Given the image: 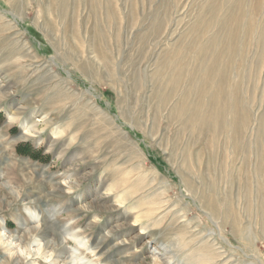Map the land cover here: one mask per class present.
<instances>
[{
    "label": "rangeland",
    "instance_id": "374dc122",
    "mask_svg": "<svg viewBox=\"0 0 264 264\" xmlns=\"http://www.w3.org/2000/svg\"><path fill=\"white\" fill-rule=\"evenodd\" d=\"M212 1L0 0V264H152V255L162 264H264V165L253 170L254 152L264 157V0ZM234 3L240 45L229 97L238 89L250 118L238 144L230 116L221 129L214 120L205 137L194 124L179 129L183 115L171 121L194 57L167 107L156 105L165 89L155 73L172 58L165 78L173 67L176 75L209 38L206 67L225 55L219 48L233 33L220 20ZM161 22L142 48L139 34ZM93 39L104 58L93 54ZM186 148L197 191L206 154L225 166L214 197L221 213L230 200L250 233L233 234L187 190L178 172Z\"/></svg>",
    "mask_w": 264,
    "mask_h": 264
},
{
    "label": "bare ground",
    "instance_id": "6f19581e",
    "mask_svg": "<svg viewBox=\"0 0 264 264\" xmlns=\"http://www.w3.org/2000/svg\"><path fill=\"white\" fill-rule=\"evenodd\" d=\"M65 1V0H64ZM207 1V0H206ZM219 1V0H218ZM255 1V0H254ZM49 2V1H48ZM239 2V1H238ZM46 3V2H45ZM91 3V2H90ZM215 0L212 1V3H210L211 7L215 4ZM107 4V3H105ZM166 4V3H165ZM47 5V3H46ZM131 5V4H130ZM205 5V3L203 4ZM246 5V4H245ZM261 5V4H259ZM45 6V5H44ZM221 6V4H220ZM225 6V5H224ZM48 7V6H47ZM52 7V6H51ZM50 7V8H51ZM107 7V6H106ZM238 7L240 8V5L238 6V4L234 3V5L229 6L227 8V10H225L221 20H220V26L222 28H230V32L233 33V35H229L227 34L226 37H223L224 40V45L223 47L219 48V51H221L222 53H224L225 55L220 56L218 59L213 58V60L211 61L209 67H206V64H208V62L210 61V53H212V46L214 43L211 42V39H207L205 43L201 44L198 51L196 52V54L194 56H188L189 57V63L188 64H184L183 66H181L178 70H177V76L175 75V69L174 67L172 68V70L170 71V74L168 75V78H165V73L168 69V67L172 64L173 59L171 58L170 60H168V62L164 65L161 64V62L159 63L158 67L155 69L156 70V74H160L162 77V90L165 89L164 92H161L160 95V101L157 102L156 105H158L161 101L163 104V100H164V107H167L168 102L172 99H174V97L177 95V93L179 92L180 89H183V87L181 88V86L184 84V79L187 76L186 75V69H188L190 63L192 62V57H194V62H193V67L191 69L190 75H189V79L187 81V84L184 88V91L182 93V95H180V97L175 101V103L173 104L172 107H170V112H169V116L171 121L173 120H177L178 116L181 117V115H183V118L180 121V128L181 130H188V127L191 124H194V132L197 133H202L203 136H207L208 135V130L211 128V126L213 125L212 123L214 122V120H216V123H218L219 126H217L219 129H221L223 127V119L225 120L226 117L230 116V126L229 128L232 129V135L234 137L233 142H235V144L238 142V138L241 134V139L242 140V135L244 133V130L246 128V126H248L250 118H249V114L246 110V107L244 106V103H242V99L240 96V91L238 89L234 88L233 94H230L229 97V86L231 84V74L232 71H234V59H235V55L237 54V52L239 51L238 46L240 45V41H239V35H240V30H239V26L240 23L238 25V17L236 15V11L239 10ZM52 9V8H51ZM49 9L50 11H53ZM54 9V8H53ZM62 9V8H61ZM118 9V8H117ZM132 9V8H131ZM210 9V7H209ZM208 9V10H209ZM48 10V12H49ZM93 10V9H92ZM43 11V10H42ZM220 11V10H219ZM245 11H246V7H245ZM47 12V13H48ZM133 12V10H132ZM207 12V11H206ZM218 13V11H217ZM50 14H52L50 12ZM61 14V13H60ZM110 14V13H109ZM114 14V13H113ZM243 14L244 11H243ZM44 15V14H43ZM64 15V14H63ZM62 15V16H63ZM45 16V15H44ZM60 16V15H59ZM114 16V15H113ZM96 17V16H95ZM212 17V15H211ZM243 17V16H242ZM50 18V16H49ZM112 18V17H111ZM47 19V18H45ZM44 19V20H45ZM48 20V19H47ZM96 20V19H94ZM110 20V19H109ZM155 20V19H154ZM212 20V19H211ZM211 20H209V22L211 23ZM70 21V20H69ZM74 21V20H73ZM71 20V22H73ZM206 21V20H205ZM51 19H50V24L51 23ZM54 22V21H53ZM116 22V21H115ZM154 22V21H153ZM159 22V21H158ZM243 22V21H242ZM48 23V22H47ZM46 23V25H47ZM68 23V22H67ZM235 23V28L232 29V24ZM249 23V22H248ZM69 24V23H68ZM154 24V23H153ZM205 24V23H204ZM55 25V24H54ZM74 25V23H73ZM242 25V24H241ZM45 26V25H44ZM77 26V25H76ZM248 24H247V28H248ZM70 27V26H69ZM69 27H67L66 31H69ZM73 29V27H71ZM75 28V27H74ZM94 28V26H93ZM162 28V22L161 25H158V27H156V30H153L150 28V30L147 31H142L139 34V42L138 44H141V47L144 48V45L148 39V36H151V33L156 34V37L158 36L159 32L158 30ZM242 29V28H241ZM263 31H261L260 35L258 36L259 42H261L260 40L264 39V28H262ZM49 30V29H48ZM91 30V29H90ZM117 30V29H116ZM209 29L206 28L205 26L198 29L197 33H196V38L190 42L188 44L187 51H191V53H193V50L197 48L198 43L201 41V39L204 38V34L201 37V33L202 31H204L205 33H207ZM51 31V30H50ZM49 31V32H50ZM65 31V30H64ZM76 31V29H75ZM74 31V34H76V32ZM94 31V30H93ZM152 31V32H151ZM48 32V33H49ZM71 32V30H70ZM102 32V31H101ZM229 32V33H230ZM242 32V30H241ZM119 33V32H118ZM65 34V33H64ZM116 34V33H115ZM53 35V34H52ZM71 35V33H70ZM73 35V33H72ZM78 35V32H77ZM101 35V34H100ZM118 35V34H117ZM207 35V34H206ZM242 35V34H241ZM74 36V35H73ZM52 37V36H51ZM66 37H69L66 35ZM72 37V36H71ZM75 37V36H74ZM104 37V36H103ZM91 38V37H90ZM94 38V37H93ZM121 38V36H120ZM228 38V39H226ZM73 39V38H72ZM76 39V38H74ZM117 39V38H116ZM78 40V39H77ZM119 40V39H118ZM231 40L233 42V46H232V50L230 52V48H231ZM66 41V39H65ZM68 41V38H67ZM72 42V40H70ZM79 41V40H78ZM117 41V40H116ZM99 42V41H98ZM70 43V42H68ZM75 43V42H74ZM106 43V41H105ZM101 44V41H100ZM71 45V44H70ZM215 45V44H214ZM246 45V44H245ZM69 46V45H68ZM73 47H75V45H71ZM71 47V49L73 48ZM91 47V46H90ZM92 47H93V54L95 55V52L98 51L99 55H95L97 57H103V53H101L99 51L98 45L96 43V40L93 39L92 41ZM139 47V46H138ZM101 48V47H100ZM69 49V48H67ZM75 50V48H73ZM77 49V47H76ZM218 50V49H217ZM66 51V50H65ZM71 51V50H70ZM76 51V50H75ZM75 51L72 52L75 53ZM78 51V50H77ZM92 51V50H91ZM142 52V50H141ZM67 53V52H66ZM72 53V54H73ZM79 53V52H78ZM77 53V54H78ZM228 53H230V57L226 58ZM76 54V53H75ZM97 54V53H96ZM69 55V54H68ZM92 55V54H91ZM73 56V55H72ZM71 56V57H72ZM75 56V55H74ZM81 56V55H80ZM93 56V57H95ZM101 57V58H102ZM96 58V57H95ZM141 58V57H140ZM87 59V58H86ZM91 59V58H90ZM94 59V58H93ZM99 60V58H97ZM97 60V61H98ZM141 60V59H140ZM191 60V61H190ZM236 60V59H235ZM89 60H87V64L89 63L88 67H92L93 65V61L91 60V63L88 62ZM101 61V59L99 60ZM86 64V65H87ZM98 65V64H97ZM96 65V66H97ZM103 65V64H102ZM222 65V68L220 69ZM84 66V65H83ZM100 66V65H99ZM104 66V65H103ZM106 68V67H104ZM92 69V68H91ZM94 69V68H93ZM92 69V70H93ZM99 69V68H98ZM165 69V70H164ZM240 69V68H239ZM90 70V69H89ZM238 70V69H237ZM99 71V70H98ZM239 71V70H238ZM97 72V71H96ZM235 72V71H234ZM219 73V75H218ZM198 74V77H197ZM235 74V73H234ZM218 75V80L217 82L214 84V79L215 77H217ZM238 75V73H237ZM236 76V75H234ZM196 79V84L194 85V88L192 89V84L193 81ZM235 83V82H234ZM210 90H212L211 95L208 97V100L206 102V98L208 93L210 92ZM231 90V89H230ZM154 96L156 97V93L154 94ZM190 99L189 103H187V100ZM245 99V98H244ZM231 100V102H230ZM244 101V100H243ZM246 101V100H245ZM244 101V102H245ZM207 103V108L204 111L203 115L201 114L203 111V107L206 105ZM232 104V110L231 113L229 111V108ZM192 106V107H191ZM158 107V106H157ZM159 109V108H158ZM190 111V114L187 116L188 111ZM217 110L216 114L215 111ZM158 111V110H157ZM176 113H178V116L176 118ZM216 115V116H215ZM202 116V117H201ZM201 117V120L198 121V119ZM179 123V122H178ZM248 124V125H247ZM261 126L262 124L257 128L258 132H261ZM31 129V128H29ZM192 131V133H193ZM215 132V131H214ZM213 133V132H212ZM229 133V132H228ZM26 133H24L23 135H25ZM182 134V133H181ZM256 135V134H255ZM204 136V137H205ZM203 137V138H204ZM178 138V137H177ZM197 139V138H196ZM207 139V138H206ZM261 140V139H260ZM247 141V140H246ZM257 141V140H256ZM205 142V139H204ZM244 142V141H243ZM177 144V143H176ZM238 144V143H237ZM181 145V144H180ZM219 145V144H218ZM213 146V145H212ZM238 146V145H237ZM235 146V147H237ZM245 146V145H244ZM242 144L241 142H239V148L241 149ZM215 148V147H214ZM238 148V147H237ZM237 148L235 150H237ZM248 146L247 148L245 147V149L243 150L244 152V156L242 158L243 161H245V164H249V161H247V158L249 159L250 154H248L249 150H248ZM198 150V149H197ZM235 152V151H234ZM187 153V148L185 149L184 153H183V157H182V162L178 167V172L180 173L179 175L182 176L183 180H184V184L187 188L188 191L192 192V194L198 199V201L200 202L201 205H203V207L208 210L209 212H211L213 214V216L217 217L220 219L222 226H228L229 229H231V232L235 235H240L239 237H242L246 231H248L250 233L251 229L248 228H243L241 227V223H239L238 218L235 217L236 214H234L233 209L231 210V203L230 200L225 204V207L221 213V211L219 210V206L216 202V199L214 197V192H215V183H213L214 181L216 182L218 179L222 180V178L224 177V170H225V166H221L216 168V164L213 165V161L212 158L209 156V154H206L207 157L204 161V168L201 169L200 167V171H201V180H202V188L200 189V191H197V183L193 181V176L191 174V162H189L188 157L186 155ZM224 153V152H223ZM255 153V159L256 163H260L257 166H255L253 168V170H255L256 172H261L262 171V160H263V155L261 154V150H258ZM174 154V153H173ZM194 154V153H193ZM196 154V155H195ZM193 155V160H195V163L197 164V162L199 163L201 161L200 159V155L202 154V156L204 157L203 153H195ZM235 154V153H234ZM231 157V156H230ZM232 159V158H231ZM179 160V159H178ZM218 160V159H217ZM216 160V161H217ZM221 160V159H220ZM252 160V159H251ZM247 161V162H246ZM218 162V161H217ZM216 162V163H217ZM223 162V160H222ZM201 163V162H200ZM224 163V162H223ZM244 163V162H243ZM257 163V164H258ZM194 164V163H193ZM202 164V163H201ZM199 164V165H201ZM191 165V166H190ZM198 165V166H199ZM224 165V164H223ZM194 166V165H193ZM233 166V165H232ZM231 166V167H232ZM215 167V168H213ZM242 167V166H241ZM240 167V169H241ZM228 169V168H227ZM231 171V170H230ZM229 171V172H230ZM234 171V170H233ZM228 172V173H229ZM262 174V173H261ZM249 175V174H248ZM245 175L246 180L249 179V176ZM180 176V177H181ZM244 177V176H243ZM251 177V176H250ZM210 178L212 180H210ZM224 179V178H223ZM236 180H238L236 178ZM242 180V179H241ZM240 181V180H238ZM249 182V181H248ZM248 182H246L247 184L244 186L245 188H248L250 190V188L248 187ZM233 183V182H232ZM240 183V182H238ZM234 184V183H233ZM249 190H247V194L249 192ZM246 191V190H245ZM248 200V199H247ZM220 214H222L223 216H220ZM234 214V215H233ZM48 230L46 231V234L49 235L50 234V228H47ZM241 234H243L241 236ZM252 235H255L254 233H251ZM251 235V236H252ZM50 236V235H49ZM49 239V238H48ZM52 239V238H51ZM38 245H41L39 247V249H41L42 247V241L41 239L37 241ZM50 243V240L45 241V246H47V244Z\"/></svg>",
    "mask_w": 264,
    "mask_h": 264
},
{
    "label": "clouds",
    "instance_id": "9594fccd",
    "mask_svg": "<svg viewBox=\"0 0 264 264\" xmlns=\"http://www.w3.org/2000/svg\"><path fill=\"white\" fill-rule=\"evenodd\" d=\"M134 224H139L140 223V220L139 219H136L133 221ZM151 260H152V264H162V261L160 259L159 256L157 255H152L151 256Z\"/></svg>",
    "mask_w": 264,
    "mask_h": 264
}]
</instances>
